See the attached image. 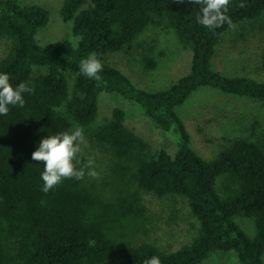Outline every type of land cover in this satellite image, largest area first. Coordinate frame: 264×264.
<instances>
[{"label":"trees","instance_id":"16d2710c","mask_svg":"<svg viewBox=\"0 0 264 264\" xmlns=\"http://www.w3.org/2000/svg\"><path fill=\"white\" fill-rule=\"evenodd\" d=\"M203 5L204 0H64L59 16L71 22V38L40 45L36 36L48 24L49 11L0 0V39L9 42L0 71L10 74L13 86L28 82L34 89L23 94V106L9 105V112L0 115V264H143L153 255L161 264H200L229 251L238 264H264V130L233 139L205 160L190 147L175 111L200 87L247 97L264 107V80L211 68L226 31L237 24L262 27L264 0H229L232 24L214 30L197 22ZM153 26L174 31L191 51V65L169 88L150 92L105 58L128 53ZM90 52L102 61L99 79L80 73V61ZM140 58L144 69L156 68L152 56ZM260 61L264 71V48ZM102 93L122 96L157 129L177 131L176 152H152L126 126L120 108L96 124ZM76 124L88 141L76 166L92 157L103 170L94 180L85 168L81 179L64 178L41 191L43 162L34 161L31 152L41 137ZM220 176L228 180L225 196L216 188ZM144 193L185 201L197 224L190 242L165 251L147 240L152 220ZM237 217L253 221L252 238Z\"/></svg>","mask_w":264,"mask_h":264},{"label":"rangeland","instance_id":"374dc122","mask_svg":"<svg viewBox=\"0 0 264 264\" xmlns=\"http://www.w3.org/2000/svg\"><path fill=\"white\" fill-rule=\"evenodd\" d=\"M63 1L18 0L24 4L40 5L49 11L48 24L36 36L40 45L71 38V22L64 23L59 16ZM260 25L262 27L246 25L247 28H243L237 24L226 31L216 46L211 68L227 76H246L258 82L263 81L260 54L264 48V18ZM8 47V40L1 38L0 58L6 54ZM141 54L152 56L157 61L156 68L144 69ZM105 61L124 73L137 87L155 92L169 88L189 72L191 51L179 42L173 30L153 26L138 38L128 53L109 54ZM113 108L125 112L126 126L144 138L152 152L160 149L170 154L176 152L179 133L174 129L169 132L157 129L131 102L118 94L99 95L96 124L108 118ZM175 111L188 134L190 147L205 160H212L233 139L251 137L264 130V107L260 102L210 87L197 89ZM88 151L92 152L91 149ZM92 167L99 175L103 170L100 163H94ZM227 182L225 176L218 177L216 188L220 196L230 192ZM143 200L152 220L148 241L165 251H175L196 235V221L182 198H157L144 193ZM236 222L248 237L255 235L251 219L237 217ZM200 264H238V258L233 251L217 252Z\"/></svg>","mask_w":264,"mask_h":264},{"label":"clouds","instance_id":"9594fccd","mask_svg":"<svg viewBox=\"0 0 264 264\" xmlns=\"http://www.w3.org/2000/svg\"><path fill=\"white\" fill-rule=\"evenodd\" d=\"M180 2L183 3L184 0ZM228 7L229 0H204L197 22L209 30H214L224 23L231 25V18L227 15ZM102 68V61L95 52H90L82 58L79 65L80 73L91 79H99ZM33 90L28 82H20L13 86L10 82V74L0 71V115L9 112V105L23 106L25 103L23 94L26 92L30 94ZM87 143L83 127L79 124L69 130L54 132L39 139L31 152V158L34 161L43 162V170L40 173L43 181L41 191L48 192L64 178L81 179L85 175V168H87L88 176L99 175L92 167L94 164L92 157H88L82 167L76 166L77 154L82 151V146H87ZM143 264H161V260L159 256L153 255Z\"/></svg>","mask_w":264,"mask_h":264}]
</instances>
